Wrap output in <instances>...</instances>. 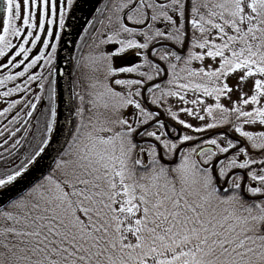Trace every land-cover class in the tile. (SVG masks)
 Masks as SVG:
<instances>
[{
    "label": "snow or ice",
    "instance_id": "6c2138e0",
    "mask_svg": "<svg viewBox=\"0 0 264 264\" xmlns=\"http://www.w3.org/2000/svg\"><path fill=\"white\" fill-rule=\"evenodd\" d=\"M79 6L0 0V87L20 80L0 91V264H264V0H103L64 130L55 61Z\"/></svg>",
    "mask_w": 264,
    "mask_h": 264
},
{
    "label": "water",
    "instance_id": "95a60500",
    "mask_svg": "<svg viewBox=\"0 0 264 264\" xmlns=\"http://www.w3.org/2000/svg\"><path fill=\"white\" fill-rule=\"evenodd\" d=\"M86 1L87 0H80V6L75 11V14L70 20V26L64 30L62 34V40L58 42L57 57H56L55 63L59 69V73L57 75V81H58L57 92L60 98V128L64 130H66L69 124V121L72 118L71 111H70L72 107L71 102H70V97L72 95L71 79H70L71 58H72V52H73L76 39L82 27L81 26L80 29L76 33L75 32L76 31L75 21H76L78 13L80 12L81 8L83 7ZM62 138L63 137L61 135V140ZM57 146L58 145L56 143H53V148L48 150V153H49L48 156H45V158L40 162V166H39L40 170L33 172L34 176L39 177L42 171L46 172L48 170V165L51 162V155L54 154L53 150Z\"/></svg>",
    "mask_w": 264,
    "mask_h": 264
},
{
    "label": "trees",
    "instance_id": "16d2710c",
    "mask_svg": "<svg viewBox=\"0 0 264 264\" xmlns=\"http://www.w3.org/2000/svg\"><path fill=\"white\" fill-rule=\"evenodd\" d=\"M103 3V0H99L96 7H99ZM94 12V10H93ZM92 12V13H93ZM88 19H92V14ZM86 23L77 39L76 46L74 49V53L72 56V70H71V92L73 93L75 82L77 80H80L82 83H86L84 81L85 72L88 70L91 72V70L88 67L81 66L79 69H77L76 66V58L79 57L81 52L87 53L89 51L88 49V43H89V33L84 32V28L86 27ZM83 36V39L81 37ZM39 43V42H38ZM79 44V47H78ZM42 46V45H41ZM50 51V49H48ZM36 51L35 49L33 50ZM32 53H30V56ZM0 61H4V58H0ZM6 63V61H4ZM40 63H43L41 61ZM36 71H42V69H35ZM3 71V70H0ZM45 75H47V72H45ZM14 83H20V80H17L16 82H9L5 87H0V91L7 90L8 87H13ZM33 90L36 92H39L40 90L35 87V85L32 86ZM19 93H14L12 97L7 99H16L19 98ZM47 105V97L45 96V101L42 104H38V110L34 114V118L32 119L31 125H26V127H29L33 135L38 139L43 132V124H44V118L42 116V113L45 111V107ZM7 104L4 102V99H0V110H2L3 107H6ZM15 114V110L7 115V117H0V131H3L4 127H9L10 130H12L13 126L8 125V120L11 119V117ZM23 121H21L22 123ZM20 124H16L15 127H19ZM8 138V133H5L4 137H0V145H3V140ZM15 139H20L22 141V144H25L27 142V138L25 137V134L23 131L17 134ZM14 143L13 140L9 141L8 145L0 146V153L7 155V153L4 151L5 148H9L11 150V144ZM22 154V153H21Z\"/></svg>",
    "mask_w": 264,
    "mask_h": 264
},
{
    "label": "bare ground",
    "instance_id": "6f19581e",
    "mask_svg": "<svg viewBox=\"0 0 264 264\" xmlns=\"http://www.w3.org/2000/svg\"><path fill=\"white\" fill-rule=\"evenodd\" d=\"M97 0H87L83 7L81 8L80 12L77 15L76 21H75V32L80 29L83 22L91 12L92 8L94 7ZM56 109H57V126L60 127V98L59 94L57 92V101H56Z\"/></svg>",
    "mask_w": 264,
    "mask_h": 264
},
{
    "label": "rangeland",
    "instance_id": "374dc122",
    "mask_svg": "<svg viewBox=\"0 0 264 264\" xmlns=\"http://www.w3.org/2000/svg\"><path fill=\"white\" fill-rule=\"evenodd\" d=\"M24 34H26V33H22L21 35H24ZM43 35V34H42ZM13 39V44L14 45H18L21 41L19 40V39H17V38H12ZM28 47H31V45L29 44L28 45ZM22 58V57H21ZM88 75H91V72L90 71H86L85 72V76H88ZM251 87V82H249V84L248 85H246V87H245V91H248V89Z\"/></svg>",
    "mask_w": 264,
    "mask_h": 264
},
{
    "label": "flooded vegetation",
    "instance_id": "af4514ba",
    "mask_svg": "<svg viewBox=\"0 0 264 264\" xmlns=\"http://www.w3.org/2000/svg\"><path fill=\"white\" fill-rule=\"evenodd\" d=\"M0 15H2V10H0ZM44 35V34H43Z\"/></svg>",
    "mask_w": 264,
    "mask_h": 264
}]
</instances>
